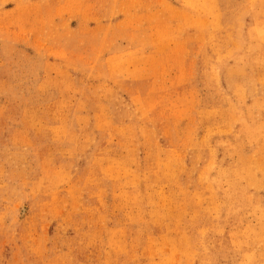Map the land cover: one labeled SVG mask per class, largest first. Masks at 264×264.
I'll list each match as a JSON object with an SVG mask.
<instances>
[{
    "label": "rangeland",
    "instance_id": "1",
    "mask_svg": "<svg viewBox=\"0 0 264 264\" xmlns=\"http://www.w3.org/2000/svg\"><path fill=\"white\" fill-rule=\"evenodd\" d=\"M0 264H264V0H0Z\"/></svg>",
    "mask_w": 264,
    "mask_h": 264
}]
</instances>
